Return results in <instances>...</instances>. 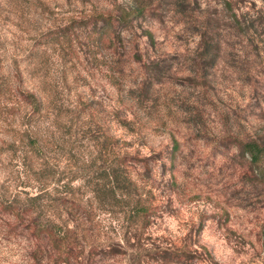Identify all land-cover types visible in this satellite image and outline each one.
Masks as SVG:
<instances>
[{
  "label": "rangeland",
  "instance_id": "obj_1",
  "mask_svg": "<svg viewBox=\"0 0 264 264\" xmlns=\"http://www.w3.org/2000/svg\"><path fill=\"white\" fill-rule=\"evenodd\" d=\"M99 13L117 19L110 39ZM251 139L264 143V0H0V201L54 200L0 207V264H264ZM110 145L150 206L143 226L124 194L101 196ZM84 212L66 259L32 233L34 215L70 227ZM181 245L189 261L158 257Z\"/></svg>",
  "mask_w": 264,
  "mask_h": 264
},
{
  "label": "trees",
  "instance_id": "obj_2",
  "mask_svg": "<svg viewBox=\"0 0 264 264\" xmlns=\"http://www.w3.org/2000/svg\"><path fill=\"white\" fill-rule=\"evenodd\" d=\"M100 18L103 19L104 25L107 27L108 31L105 30L104 32H99L98 35L101 36L104 34H108V39L114 34L113 26L116 23V18H111L109 14H98ZM125 16V15H124ZM123 17V16H122ZM232 18L235 22V24L238 22L236 15L233 13ZM126 19V17H124ZM122 20H119L121 22ZM239 24V23H238ZM240 27V26H239ZM118 33V32H117ZM22 97L24 101L29 104L33 110L37 111L39 109V102L38 100L28 92H22ZM35 139L29 137L26 135L25 144L29 147V149L35 153L37 146H36ZM243 150L246 152L249 156L250 163L252 166H254V170L256 175L264 178V143H261L255 139H251L248 141H245L242 143ZM111 149L112 146L110 145ZM112 156H110V160L106 166L107 172L102 170L98 172V176L100 178L106 177L111 180L112 187L108 188L107 191H105L104 196L106 199H110L113 201H123L117 200L116 191L120 192V194H124L126 196L125 203L129 206V219L132 223L136 225L143 226L147 223V218L150 214V206H148L145 202V199L140 196V194L136 190V186L134 185L133 181L129 178L128 174L122 173L120 171L121 168H125V165L128 163L125 158V156H117L115 155L114 150H111ZM49 193L47 191H43L41 193H37L31 196H28L25 198L24 202L21 201H15L18 204L8 202L4 203L0 201V207L3 210L10 211V213H13L14 215H18L19 211L21 210L22 214H28V213H35L34 211H41L43 207V203L45 198L48 199ZM47 201H50L53 203L54 200L48 199ZM21 202V203H20ZM71 201L68 200H58L55 201V204L64 206L66 208H69L70 205H68ZM72 207V206H70ZM73 208V207H72ZM40 209V210H39ZM37 214V213H36ZM72 217V226H66L67 224H54L47 218L44 219L43 217L40 220H36L39 215H34L32 221H31V228L32 233L34 234H41L43 235L51 244V246L56 249L60 256H62V259H66V255L71 248L72 242L75 240V237L84 236V228H83V220L86 216V212H84L83 215L74 214ZM191 252L188 250L187 247L184 245L178 246L174 249H169L167 251H163L159 253V258H167V259H182L189 261L191 256Z\"/></svg>",
  "mask_w": 264,
  "mask_h": 264
}]
</instances>
